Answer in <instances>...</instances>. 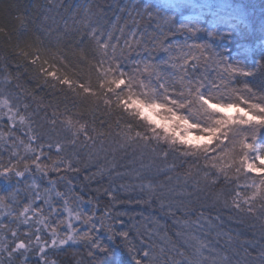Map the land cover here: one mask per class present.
I'll list each match as a JSON object with an SVG mask.
<instances>
[{"label": "clouds", "instance_id": "obj_1", "mask_svg": "<svg viewBox=\"0 0 264 264\" xmlns=\"http://www.w3.org/2000/svg\"><path fill=\"white\" fill-rule=\"evenodd\" d=\"M22 15L0 24V177L27 201L0 196V264H101L92 229L131 264H264V73L230 33L95 0Z\"/></svg>", "mask_w": 264, "mask_h": 264}, {"label": "trees", "instance_id": "obj_2", "mask_svg": "<svg viewBox=\"0 0 264 264\" xmlns=\"http://www.w3.org/2000/svg\"><path fill=\"white\" fill-rule=\"evenodd\" d=\"M193 1L200 4V8L183 0L174 4L166 0H95L96 4L103 10L105 19L108 20L114 19L117 15L127 17L131 14L135 16L138 11L147 9L160 19L171 18L189 27L200 25L208 29L225 30L230 33V36H225L220 44L231 49L228 53L230 59L247 66V68L264 73V65L258 64V61L264 62V0ZM32 2L34 0H0V24L7 25L9 22L14 26L22 24L24 19L22 14L30 9ZM79 2L80 0H75V3ZM194 11H198V13L194 15ZM147 27L150 30L152 24H148ZM184 35L183 33H176L175 37L183 39ZM202 35L206 36V33ZM251 80L255 86L264 87V81L261 80L260 76L252 77ZM0 155H6V153H0ZM39 182L44 183L43 180ZM22 183L7 182L4 177H0V196H15L22 205L27 201V196L19 192ZM65 183L67 184V182ZM71 187L76 192H80V188L76 186L74 179L71 181ZM61 190L63 189L61 188ZM81 195L87 201L88 196L85 193H81ZM92 195L94 196L95 193ZM8 203L11 201H6L5 205L0 207V223L15 225L18 221L12 217L8 210ZM108 203L103 196L100 198L101 207ZM40 204H43V201H40ZM85 207L87 208L88 205L86 204ZM122 209L129 213L136 211V208L127 205H122ZM64 215L66 213H61V216ZM19 227L23 231L27 226L19 224ZM92 232L95 233L94 242L99 241V247L94 251L101 264H131L130 257L123 248L119 237L113 240L110 238V234L105 233L102 229L98 233L92 229ZM76 247L85 255H87L88 250H91L83 244H78ZM29 259L31 264H38L35 258L30 257ZM65 264H71L68 256H65Z\"/></svg>", "mask_w": 264, "mask_h": 264}, {"label": "rangeland", "instance_id": "obj_3", "mask_svg": "<svg viewBox=\"0 0 264 264\" xmlns=\"http://www.w3.org/2000/svg\"><path fill=\"white\" fill-rule=\"evenodd\" d=\"M167 2L171 3V4H174L175 2L179 1V0H166ZM183 1H186L188 2L189 4H191L192 6L196 5L198 8H200V4L194 2L193 0H183ZM198 11H194L193 14H197Z\"/></svg>", "mask_w": 264, "mask_h": 264}]
</instances>
